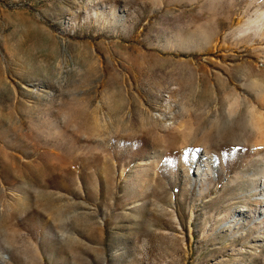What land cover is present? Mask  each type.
Here are the masks:
<instances>
[{
	"label": "rangeland",
	"instance_id": "rangeland-1",
	"mask_svg": "<svg viewBox=\"0 0 264 264\" xmlns=\"http://www.w3.org/2000/svg\"><path fill=\"white\" fill-rule=\"evenodd\" d=\"M0 264H264V0H0Z\"/></svg>",
	"mask_w": 264,
	"mask_h": 264
},
{
	"label": "bare ground",
	"instance_id": "bare-ground-1",
	"mask_svg": "<svg viewBox=\"0 0 264 264\" xmlns=\"http://www.w3.org/2000/svg\"><path fill=\"white\" fill-rule=\"evenodd\" d=\"M162 102L164 107H167L169 109L174 107L173 99L169 90L163 93Z\"/></svg>",
	"mask_w": 264,
	"mask_h": 264
}]
</instances>
